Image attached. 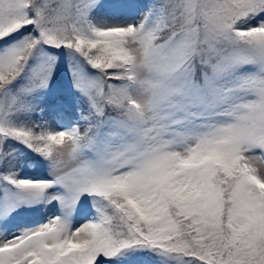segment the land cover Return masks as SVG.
<instances>
[{
  "label": "snow or ice",
  "instance_id": "1",
  "mask_svg": "<svg viewBox=\"0 0 264 264\" xmlns=\"http://www.w3.org/2000/svg\"><path fill=\"white\" fill-rule=\"evenodd\" d=\"M0 264H264V0H0Z\"/></svg>",
  "mask_w": 264,
  "mask_h": 264
}]
</instances>
